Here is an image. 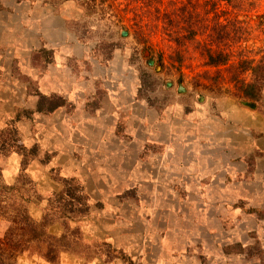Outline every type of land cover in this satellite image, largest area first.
<instances>
[{
	"label": "rangeland",
	"instance_id": "1",
	"mask_svg": "<svg viewBox=\"0 0 264 264\" xmlns=\"http://www.w3.org/2000/svg\"><path fill=\"white\" fill-rule=\"evenodd\" d=\"M262 54L264 0H0V264H264Z\"/></svg>",
	"mask_w": 264,
	"mask_h": 264
},
{
	"label": "trees",
	"instance_id": "2",
	"mask_svg": "<svg viewBox=\"0 0 264 264\" xmlns=\"http://www.w3.org/2000/svg\"><path fill=\"white\" fill-rule=\"evenodd\" d=\"M264 54H262L259 59L256 58H249V59H242L240 62L242 65H244V69L242 71H249L250 74L253 76V79L251 81H263L261 80L259 76L262 75V69L264 64L262 65L261 60ZM206 58L207 63L212 66H218L220 64H224L227 62L228 55L224 53L223 51H216L207 49L206 50ZM234 81H245L241 77L236 74V77H234ZM260 87V86H259ZM243 93L247 98H251V94L253 93V90L257 92V94L260 92V89L258 88V85L255 83H243L242 85ZM254 94V93H253ZM255 93V95H257ZM52 110V109H50ZM49 110V111H50Z\"/></svg>",
	"mask_w": 264,
	"mask_h": 264
},
{
	"label": "crops",
	"instance_id": "3",
	"mask_svg": "<svg viewBox=\"0 0 264 264\" xmlns=\"http://www.w3.org/2000/svg\"><path fill=\"white\" fill-rule=\"evenodd\" d=\"M66 82H68V81H52V83L50 84V85H53V86H55V88L54 89H52V90H45V89H42L44 92L43 93H46V94H48L50 91H59V92H67L68 94H70L71 93V87H72V85H74V84H71V83H66ZM5 85V83L1 86V88H0V99H2L4 102H7V101H5L4 99L6 98V97H3V96H7L8 94L6 93V91H5V89H3V86ZM77 85V84H76ZM17 86H20V83L18 82H14V88H12V89H10L9 90V92L8 93H14V94H21V92H20V88H18ZM61 87H63V88H61ZM65 87V88H64ZM78 91H79V89H78ZM2 97V98H1ZM15 97H17V96H15ZM4 98V99H3ZM15 105L17 106V103L15 102ZM10 169V171H8ZM15 169H14V167L13 166H9L7 169H6V177L8 178V179H6L8 182H11V181H13V171H14Z\"/></svg>",
	"mask_w": 264,
	"mask_h": 264
},
{
	"label": "water",
	"instance_id": "4",
	"mask_svg": "<svg viewBox=\"0 0 264 264\" xmlns=\"http://www.w3.org/2000/svg\"><path fill=\"white\" fill-rule=\"evenodd\" d=\"M181 89V88H180Z\"/></svg>",
	"mask_w": 264,
	"mask_h": 264
}]
</instances>
